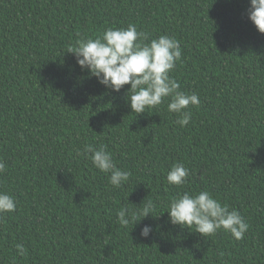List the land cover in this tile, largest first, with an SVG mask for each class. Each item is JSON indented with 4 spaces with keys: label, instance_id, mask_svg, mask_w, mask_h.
Returning <instances> with one entry per match:
<instances>
[{
    "label": "trees",
    "instance_id": "trees-1",
    "mask_svg": "<svg viewBox=\"0 0 264 264\" xmlns=\"http://www.w3.org/2000/svg\"><path fill=\"white\" fill-rule=\"evenodd\" d=\"M250 0H0V191L16 211L0 215V264H264V34ZM136 26L168 35L182 56L170 73L191 118L167 100L132 112L76 62L77 41ZM105 146L130 172L121 187L85 146ZM186 183L166 179L174 164ZM208 191L248 224L243 239L203 237L169 222V202ZM152 201L134 225L117 212ZM150 225L148 237L140 235ZM23 244L27 254H17Z\"/></svg>",
    "mask_w": 264,
    "mask_h": 264
},
{
    "label": "clouds",
    "instance_id": "clouds-1",
    "mask_svg": "<svg viewBox=\"0 0 264 264\" xmlns=\"http://www.w3.org/2000/svg\"><path fill=\"white\" fill-rule=\"evenodd\" d=\"M247 15L257 31L264 34V0H250ZM68 52L75 54L82 71L94 76L106 89L119 92L125 85H130L126 90L127 102L136 114L154 109L167 100V111L181 114L177 123L185 126L191 118L190 111H187L189 105L200 104L197 94L179 90V84L170 75L181 59L182 50L180 42L168 35L149 39L147 33L137 31L133 24L127 28L109 27L101 37L77 41L76 47ZM84 151L90 154L96 169L110 174L109 183L113 187L119 188L129 180L130 172L116 166L105 146L94 148L86 145ZM4 168V163L0 162V172ZM188 176L189 170L182 163H177L168 171L166 179L170 185L180 186L187 182ZM16 207L15 198L7 191H0V215L15 212ZM154 208L150 200L143 207H124L117 212L118 223L135 225L152 215ZM165 212L172 225L188 229L195 227V232L203 237L223 230L240 240L249 227L238 210H230L227 204H222L206 190L191 194L184 192L174 197ZM151 232L152 227L146 224L140 235L146 238ZM15 248L19 256L27 254L23 244H16Z\"/></svg>",
    "mask_w": 264,
    "mask_h": 264
}]
</instances>
